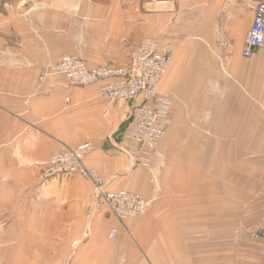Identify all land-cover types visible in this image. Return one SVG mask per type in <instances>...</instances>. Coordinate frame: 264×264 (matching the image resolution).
Instances as JSON below:
<instances>
[{
    "label": "crops",
    "instance_id": "1",
    "mask_svg": "<svg viewBox=\"0 0 264 264\" xmlns=\"http://www.w3.org/2000/svg\"><path fill=\"white\" fill-rule=\"evenodd\" d=\"M259 1L0 0V264H261L264 237L253 233L264 225V156L242 179L261 188L262 203L244 209L238 169L226 189L223 167L183 173L188 161L163 156L166 143L171 154L264 150V49L244 55ZM145 37L170 49L159 91L174 98L151 167L122 152L130 103L49 72L64 54L89 67L126 64ZM84 142L108 189L152 198L135 220L100 210L89 181L41 173L62 145Z\"/></svg>",
    "mask_w": 264,
    "mask_h": 264
},
{
    "label": "built area",
    "instance_id": "2",
    "mask_svg": "<svg viewBox=\"0 0 264 264\" xmlns=\"http://www.w3.org/2000/svg\"><path fill=\"white\" fill-rule=\"evenodd\" d=\"M259 48L264 49V0L256 5L244 55L249 57ZM169 63V48L156 38L145 37L131 49L126 64L89 67L81 57L64 54L51 72L64 75L72 85L101 83L100 94L106 101L130 103L129 121L121 134L122 151L133 156L135 161L147 164L150 152L163 138L170 123L174 98L159 92ZM94 150L91 142L75 147L62 145L47 159L43 172L46 175H78L90 181L97 195L121 220L140 213L146 206L140 194L127 189L108 190L102 173L86 165L85 158ZM260 234L264 237V225ZM116 235L114 229L110 237L113 239ZM262 255L261 264H264V246Z\"/></svg>",
    "mask_w": 264,
    "mask_h": 264
},
{
    "label": "rangeland",
    "instance_id": "3",
    "mask_svg": "<svg viewBox=\"0 0 264 264\" xmlns=\"http://www.w3.org/2000/svg\"><path fill=\"white\" fill-rule=\"evenodd\" d=\"M194 44H198V43H196L194 41H187V42L182 43L181 45L182 46H186V45H194ZM136 45H134V46H136ZM130 52H131V50H130ZM169 52H170V49H169ZM129 57H130V53H129ZM53 68L49 71L50 73H52L51 71L53 70ZM52 74H54V73H52ZM46 75H47V73L41 74L40 75V81H43L46 78ZM57 75H59V74H57ZM164 77H165L164 80L167 81V73L164 75ZM112 103H114V102H112ZM165 137H167V131H166L165 135L163 136V138L160 139L158 145L156 147H154L152 149V151L150 152L149 163H147V164H141L139 161H135L136 159H134L133 156H131V155L127 154V153H125V154L133 158V163L136 166L151 167L152 166V164H151V162H152V155L154 153H156V151H159L160 147H158V146L165 139ZM120 139H121V137H120ZM165 150H166V152L163 153V156H164V158L166 160H167L168 157L169 158L170 157L171 158L172 157H174V158L178 157V158L182 159L183 162L184 161H188V163H190L188 166H182L180 168L181 172H183V173H187V172H193L194 174H196V173L197 174H199V173H205V169L207 168L208 170H210V172H211V169H213V174H214V177H215V174H217L218 172H221L222 173V167H223V173H224V177H225L224 179H225L226 189L229 187V184H231V182H228L230 179L231 180L234 179V180H237V181H239L241 179V182L239 181V183H240V198H239V200H240V205H241L242 209L247 208L249 206L261 205V203H262L261 202V199H258L259 196H260V194H259L260 192L259 191L261 190V188H259L257 191L249 192L248 186H245L244 185V182H242V179L243 180L245 179L247 181V177L245 176V169H247V166H245V165H247V163L249 161H253V159H256V158H259V157L264 156V150H213V149H210V150L209 149H201V150H199V149H194V150H177V151H173L172 154H171L169 152V146H168L167 143L165 145ZM217 159H219V160H222L223 159L224 160V166H221L220 167L221 169L219 168V171L217 170L218 167L216 165ZM204 163H207V164H204ZM44 165H45V163L42 164L41 173L43 172ZM238 165H241V168H237ZM237 169H238L237 172H239L240 175H241V178L239 180L237 178H233L232 175H231V173H234L233 171H235V175H238V173L236 172ZM73 176L79 177L80 179H83L82 177H80L78 175H73ZM103 177H104V175H103ZM83 180H86V179H83ZM86 181H88V180H86ZM185 183L188 184L189 186H193V185L196 184V182H194V181H187V180H185V182H183V184H185ZM234 183H237V182L235 181ZM92 185H93V191H95V195L97 197L96 198V200H97V206L100 208V210H103L106 215H110V216L112 215L113 218L116 221L123 222V221L135 220L136 217L143 212V210L146 208L147 205L152 204V198L151 197H148V199H147L141 193H139L137 191H134V190H130V191H134V192L140 194L145 199L146 206L144 207V209L140 213L136 214L135 216L127 217L124 220H121L118 217H116L110 211V209L108 208V206L105 204L104 199H102L99 194L97 195L94 184H92ZM211 186L215 187L216 186V181H214L212 183H209V187L208 188L211 189L212 188ZM106 188L108 189L107 182H106ZM230 188H232V187H230ZM119 189H127V188H124L123 187V188H119ZM119 189H108V190H119ZM127 190H129V189H127ZM235 200H238V199H235ZM233 201H234V199H233ZM261 227H263V225L260 226L253 233V237H256V235L257 236H262L260 234ZM114 229L117 231V235L115 236V238L112 239L110 237V235H111V232ZM117 236H118V230L116 228H112L109 231V234H108L109 239L112 240V241H115L116 238H117ZM74 246H76V243H75ZM261 253H262V251H261ZM262 258H263V255H262Z\"/></svg>",
    "mask_w": 264,
    "mask_h": 264
}]
</instances>
